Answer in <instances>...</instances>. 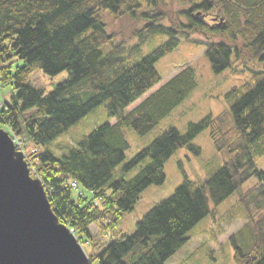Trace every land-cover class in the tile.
<instances>
[{
  "label": "trees",
  "instance_id": "1",
  "mask_svg": "<svg viewBox=\"0 0 264 264\" xmlns=\"http://www.w3.org/2000/svg\"><path fill=\"white\" fill-rule=\"evenodd\" d=\"M106 15L143 24L133 41L117 39ZM150 36L166 39L142 55ZM182 40L205 47L213 73L241 60L251 67L249 81L225 94L227 110L190 122L185 132L162 131L117 169L128 148L122 128L147 134L195 87L194 70L187 66L126 111L160 81L155 63ZM36 69L47 75L66 71L67 77L44 93L29 82ZM6 88L0 127L18 141L16 147L21 134L29 138L30 172L40 179L59 221L84 248L91 245L87 264H165L211 206L252 176L260 187L239 199L247 222L229 243L234 264H264V215L257 219V209L249 207L264 205V171L256 169L251 152L264 137V0H0V94ZM106 100L116 122L96 127L61 157L53 154L51 141ZM205 129L228 160L207 177L185 176L132 233H116L140 193L163 183L164 164L174 153L200 152L193 139ZM147 159L135 175L124 176ZM93 230L106 238L101 245L92 240Z\"/></svg>",
  "mask_w": 264,
  "mask_h": 264
},
{
  "label": "rangeland",
  "instance_id": "2",
  "mask_svg": "<svg viewBox=\"0 0 264 264\" xmlns=\"http://www.w3.org/2000/svg\"><path fill=\"white\" fill-rule=\"evenodd\" d=\"M105 19L111 29L115 28V31L119 32L117 39L123 38L128 41H133V32L143 24L142 20L136 21L129 17L117 20L111 15H106ZM192 37L201 38L200 35ZM165 39V36H150L142 45V55L151 51ZM204 51L205 47L203 45L182 40L175 49L167 52L155 63L160 81L129 105L126 111L140 104L151 93L187 66L194 70L195 87L147 134L142 136L131 127L122 128L128 148L124 152L125 159L123 163L118 165L117 169L148 146L162 131L175 127L179 131L185 132L190 122H196L207 115L215 117L221 114L228 109L225 94L233 87H239L249 81L251 76L249 65L243 64L241 60H233L230 67L216 74L213 73ZM66 77V71L56 75H47L40 69H36L29 76V82L35 88L48 93L55 84L63 81ZM5 90L7 88L1 91L0 98L6 96L4 95L6 94ZM108 105V100L102 102L74 123L67 131L51 141L48 147L52 153L61 157L68 153L70 148L76 146L83 136L89 134L96 127L106 122L115 123L117 119L109 115ZM19 137L23 142L19 143L16 148L23 152L26 157V153H29L31 149L30 140L24 133ZM16 143L18 144V141ZM193 143L200 148V152L195 154L186 148H181L174 153L164 164L165 180L163 183L149 185L140 193L133 209L126 212L118 222L116 233L119 231L126 234L132 233L136 222L156 203L169 197L175 188L182 183L185 176L190 179L207 177L218 170L229 158L226 151H218L215 148L209 135V129L201 131L193 139ZM251 152L256 169L264 171V137L253 144ZM25 161L28 164L26 158ZM148 161L147 159L125 172L124 176L126 178L132 177ZM29 173L32 176L30 167ZM253 187H260L255 176L249 178L221 204L211 206V213L195 225L189 234L188 241L165 264H234L233 249L229 243V237L247 222L245 209L238 201L244 196L245 192L248 194ZM249 207L253 209L252 211L257 209V219L264 215V205L251 204ZM229 215L233 216L232 219L229 218ZM93 232L92 240L101 245L106 238L102 237L97 230H93ZM84 250L86 255L87 252L91 253V245L85 247Z\"/></svg>",
  "mask_w": 264,
  "mask_h": 264
},
{
  "label": "water",
  "instance_id": "3",
  "mask_svg": "<svg viewBox=\"0 0 264 264\" xmlns=\"http://www.w3.org/2000/svg\"><path fill=\"white\" fill-rule=\"evenodd\" d=\"M81 243L60 222L23 152L0 127V264H87Z\"/></svg>",
  "mask_w": 264,
  "mask_h": 264
},
{
  "label": "built area",
  "instance_id": "4",
  "mask_svg": "<svg viewBox=\"0 0 264 264\" xmlns=\"http://www.w3.org/2000/svg\"><path fill=\"white\" fill-rule=\"evenodd\" d=\"M73 186H74V187L76 186L75 183H73Z\"/></svg>",
  "mask_w": 264,
  "mask_h": 264
}]
</instances>
